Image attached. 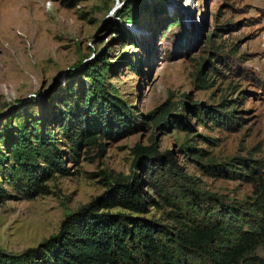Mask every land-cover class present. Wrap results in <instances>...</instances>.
Listing matches in <instances>:
<instances>
[{
    "label": "rangeland",
    "instance_id": "1",
    "mask_svg": "<svg viewBox=\"0 0 264 264\" xmlns=\"http://www.w3.org/2000/svg\"><path fill=\"white\" fill-rule=\"evenodd\" d=\"M164 104L171 110L156 125ZM20 130L33 142L52 134L67 173L54 172L46 194L0 204V251L37 246L132 177L156 205L100 211L174 231L159 190L177 183L202 194L206 209L214 199L244 207L258 195L249 171H264V0H0L4 154ZM138 147L169 158L182 182L152 174ZM11 162L0 163L2 176ZM207 163L227 174L205 173ZM255 256L264 261V249Z\"/></svg>",
    "mask_w": 264,
    "mask_h": 264
},
{
    "label": "trees",
    "instance_id": "2",
    "mask_svg": "<svg viewBox=\"0 0 264 264\" xmlns=\"http://www.w3.org/2000/svg\"><path fill=\"white\" fill-rule=\"evenodd\" d=\"M159 110V115L151 118L155 124L168 117L171 107L164 104ZM196 111L201 114L198 108ZM113 118L121 120L114 108ZM27 134L20 130L12 139L10 133L12 141L6 154L0 150V163L12 161L8 173L0 174V204L11 198L46 194L45 181L54 172L67 173L60 166L52 134L38 137L35 142ZM145 149L149 152L144 153ZM145 149L134 151L137 156L147 154L145 162L152 174L158 168L165 180L174 177L182 182L183 176L176 173L169 158L152 159L156 152ZM191 153L200 158L202 150ZM201 167L215 177L227 174L214 163ZM249 174L257 183L258 195L242 208L224 207L214 199V210L206 209L203 195L190 186L177 183V189L169 193L160 186L162 202L171 208L169 216L178 224L174 231L128 213L100 211L102 207H120L137 214L156 205L142 195L132 177L101 201L95 199L65 216L57 232L37 246L19 254L0 251V264H264L255 256L258 247L264 249V171L252 167Z\"/></svg>",
    "mask_w": 264,
    "mask_h": 264
}]
</instances>
